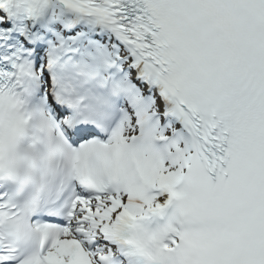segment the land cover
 Segmentation results:
<instances>
[{
    "label": "snow or ice",
    "instance_id": "6c2138e0",
    "mask_svg": "<svg viewBox=\"0 0 264 264\" xmlns=\"http://www.w3.org/2000/svg\"><path fill=\"white\" fill-rule=\"evenodd\" d=\"M0 264H264V0H0Z\"/></svg>",
    "mask_w": 264,
    "mask_h": 264
}]
</instances>
